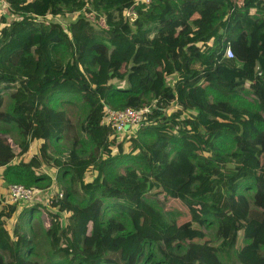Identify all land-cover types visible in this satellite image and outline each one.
<instances>
[{
	"label": "trees",
	"instance_id": "obj_1",
	"mask_svg": "<svg viewBox=\"0 0 264 264\" xmlns=\"http://www.w3.org/2000/svg\"><path fill=\"white\" fill-rule=\"evenodd\" d=\"M6 4L15 17H0V123L15 125L21 142L16 149L0 128V176L8 185L46 188V162L58 167L60 181L68 178L54 204L68 214L56 264H264V0H152L136 6L134 23L126 18L134 0ZM88 6L104 26L84 15L67 27L46 18ZM164 38L171 40L166 58L156 55ZM228 44L231 58L223 57ZM176 68L182 72L171 88ZM59 93L88 106L80 123L85 148L80 137L59 148L73 126L52 118L50 100ZM105 105L151 107L136 133L152 146L132 137L127 152L102 123ZM36 139L42 159L27 160ZM3 200L0 264H42L32 259L36 246L21 220L46 206L55 226L59 213L25 203L10 229L17 207ZM111 209L130 215L133 226L112 236ZM183 211L189 215L178 220ZM152 225L161 239L147 230ZM160 243L167 259H157Z\"/></svg>",
	"mask_w": 264,
	"mask_h": 264
},
{
	"label": "rangeland",
	"instance_id": "obj_2",
	"mask_svg": "<svg viewBox=\"0 0 264 264\" xmlns=\"http://www.w3.org/2000/svg\"><path fill=\"white\" fill-rule=\"evenodd\" d=\"M77 12V11H75ZM96 11L92 9V6H88L81 11L77 15L74 14V12L66 11V13H63L60 15V20L63 22V25L69 24L70 22L76 20L80 15L86 16L94 25L97 27L104 26L105 23L102 21V17L98 18L96 16ZM9 15V14H8ZM2 15H0L1 17ZM10 18L15 17V15L10 14ZM49 20H55L54 17H50ZM1 26V22H0ZM163 46L161 49L156 52V55L162 58H166V55L164 50L168 49V46L171 43V40L168 38H164L163 40ZM182 72L181 68H176L175 72L172 73V77L168 79V84L171 88L174 87V84L176 83V80L179 79L180 73ZM117 83L122 86H127V82L125 80H117ZM249 86V83L247 84V87ZM6 100L8 101V96H6ZM50 109L53 119L58 120H69L72 122L73 126L72 129L64 134L62 139L58 142L59 148L64 152L67 148L71 147V143L75 137H80L85 140V144L81 143L82 147H86L87 143V137L86 135L81 133L80 130V123L82 119L86 116L88 111V106L85 103V101L74 93H59L57 95H54L50 100ZM6 107V106H5ZM174 109V108H173ZM173 109H168V113H171ZM0 128H6L7 130L3 133L4 136L12 143V145L16 148H20V142L21 137L18 133V130L15 125H8V124H2L0 123ZM132 137H137L138 142L145 147L149 148L152 146L151 141L148 139L139 136L135 132L131 137L124 136L121 137V141H124V146L127 152H130L133 150L132 146ZM129 138V139H128ZM42 140L36 139L35 141L27 144V152L25 154V158L27 160L30 159V157L34 155L40 156V146H41ZM115 152H117V149H115ZM41 158V156H40ZM42 159V158H41ZM44 172L50 174L52 181L49 186L46 188H41L44 190V197H41V202L46 205L47 201V192L53 193L54 191H63L65 190V185L68 182V178H64L60 181L58 171V167L53 164H47L44 162ZM167 185L170 187H174L173 180L165 177L164 178ZM8 183L4 181V179L0 176V195L6 197V188ZM249 195L252 194V192H248ZM252 198V196H250ZM14 206V205H12ZM17 210L13 216L12 219L8 221V227L12 229L14 221L18 220V212L22 210L23 205L17 204L16 205ZM46 206L40 207V210H37L33 213V216H27L21 220V224L23 226V229L29 233V235L34 239L35 243V254L32 257L33 260L39 261L42 264H56L57 261H60L62 259V256L60 253H58V248L60 246V241L57 240L60 236V230L65 224L67 223V217L68 214L66 212H59L56 209L54 210L57 213H59L60 224L52 226L50 223L49 216L45 213ZM49 208V207H48ZM263 208H264V200H263ZM51 209V208H49ZM198 211V210H197ZM178 214V220H182L183 218L187 217L189 215V211H183ZM176 215H167L169 219H173L172 216H178ZM106 218L110 223V227L108 232L112 234V236H117L121 231L133 226V220L130 217V215L126 213H122L120 211L116 210H110L106 213ZM171 221V220H170ZM215 226H211L209 228H206L207 233L210 236H214V230ZM173 230L176 229L175 226L172 227ZM150 234L156 236L158 239H161V232L159 229L152 225L147 228ZM156 252L158 256V260H164L167 259V250L166 247L160 243L156 245ZM54 252H56L57 256L54 255ZM182 254V251L176 252V258ZM165 264V263H161ZM175 264V263H174Z\"/></svg>",
	"mask_w": 264,
	"mask_h": 264
},
{
	"label": "built area",
	"instance_id": "obj_3",
	"mask_svg": "<svg viewBox=\"0 0 264 264\" xmlns=\"http://www.w3.org/2000/svg\"><path fill=\"white\" fill-rule=\"evenodd\" d=\"M152 0H134V5L126 12V18L134 23L136 18L138 17L136 6L139 5H149ZM79 11L74 12L77 15ZM60 15H49L46 18L54 17L55 22H58L63 25V22L60 20ZM68 23L64 25L67 27ZM225 58L233 57V51L231 49L230 44L227 45L225 52L223 54ZM257 75H262V71L257 68ZM172 77V74L168 76V79ZM174 88V87H173ZM155 106V105H154ZM153 106V107H154ZM170 109V108H169ZM172 109V108H171ZM152 111V108L149 106H142L138 108H123V109H115L109 105H105L104 107V116L102 123L112 129V137H118L121 140V137L129 136L131 137L136 132V128L140 123L146 121L148 119V114ZM168 111V110H167ZM44 163L41 164V171L44 170ZM41 197H44V190L38 189L35 187H27L21 183H11L7 185L6 188V197H4L3 203L10 207L12 205L17 204H25L30 202H41ZM47 201L46 205L50 207L53 211L56 209L54 205L59 201V199L64 197V193L62 191H54L53 193L47 192ZM55 212V211H54ZM56 213V212H55Z\"/></svg>",
	"mask_w": 264,
	"mask_h": 264
},
{
	"label": "crops",
	"instance_id": "obj_4",
	"mask_svg": "<svg viewBox=\"0 0 264 264\" xmlns=\"http://www.w3.org/2000/svg\"><path fill=\"white\" fill-rule=\"evenodd\" d=\"M10 14L7 8L6 0H0V15H8ZM3 25L1 24L0 28Z\"/></svg>",
	"mask_w": 264,
	"mask_h": 264
}]
</instances>
